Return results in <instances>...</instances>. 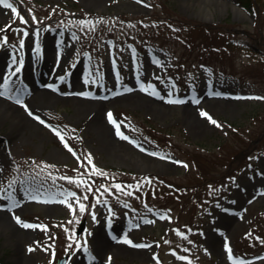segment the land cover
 <instances>
[{
  "label": "rangeland",
  "instance_id": "obj_1",
  "mask_svg": "<svg viewBox=\"0 0 264 264\" xmlns=\"http://www.w3.org/2000/svg\"><path fill=\"white\" fill-rule=\"evenodd\" d=\"M255 2L256 14L237 0H211L209 13L200 0H8L18 15L0 4V78L23 68L29 90L12 102L0 96L11 108L0 116V264H55L62 255L74 264L79 253L84 264H264V0ZM150 14L165 26L113 27L93 44L102 16ZM197 27L215 28L213 49H203ZM45 77L50 89L36 83ZM81 100L100 103L105 136ZM232 125L253 152L229 189L210 201L174 193L166 180L193 185L198 176L186 152L235 146ZM69 192L83 213L74 197L75 214L59 202ZM99 230L110 247L94 261Z\"/></svg>",
  "mask_w": 264,
  "mask_h": 264
},
{
  "label": "trees",
  "instance_id": "obj_2",
  "mask_svg": "<svg viewBox=\"0 0 264 264\" xmlns=\"http://www.w3.org/2000/svg\"><path fill=\"white\" fill-rule=\"evenodd\" d=\"M241 2L244 5H247L248 8L251 9V11H257L258 7L255 4V0H241ZM254 3V4H253ZM156 17V14H154L151 18L154 19ZM126 22L128 21V18L123 17ZM118 22H120L121 19H117ZM123 22V20H121ZM149 22L150 24H148ZM147 25L149 28H163L166 24V21H163L159 18H155L154 20H149L147 21ZM169 22V21H168ZM101 23L100 20L96 21V28L97 26H100L99 24ZM144 22L140 21L137 23L139 27H142L141 24H144ZM108 25V24H107ZM107 25L105 27H101L99 31H94V37L97 41H100L102 37H104L106 32H109L110 29H107ZM196 27H194L195 29ZM199 30L202 28H206L207 31L204 32H199L200 35L204 37V40H206L204 47H209V40L211 37H219V34L215 33V28L211 29V27H197ZM184 44L188 47L192 46L193 41L190 40L189 38H184ZM233 126V125H232ZM232 128H235V133L237 135L240 134L239 140L237 144L231 148H225V150L219 151L220 153L215 154L214 152L212 154H207L206 152H201L198 150H193V151H187L186 152V160L188 164L194 167V169L197 172V178L193 185H182L181 183H173L171 181L166 180L165 184H169V187L172 188L174 193H180L181 192H186V191H191L190 192V198H195L201 200L203 198V201L207 200L210 201L216 194H221L223 193V190L227 189L226 182L230 180L235 174L237 169L239 168L240 165H242L244 162H249V158L252 151L249 137H245V135L239 130L241 127H235L233 126ZM264 136V127L261 128L260 132L258 133V136ZM228 152V153H227ZM225 154V155H221ZM219 165L220 169L217 172L214 170L216 169L215 166ZM127 181L128 180H124ZM130 182V181H129ZM131 183V182H130ZM189 189V190H187ZM173 192V191H172ZM172 194V193H171ZM174 198V196H171ZM166 198V197H165ZM169 198V197H167ZM189 198V199H190ZM188 199V200H189ZM205 199V200H204ZM201 202V201H200ZM264 237V229L261 233Z\"/></svg>",
  "mask_w": 264,
  "mask_h": 264
},
{
  "label": "bare ground",
  "instance_id": "obj_3",
  "mask_svg": "<svg viewBox=\"0 0 264 264\" xmlns=\"http://www.w3.org/2000/svg\"><path fill=\"white\" fill-rule=\"evenodd\" d=\"M209 3H211V0H200L201 9L203 12L209 13V10H208ZM236 10L239 11V9H236ZM45 39H46V41L49 40L48 36ZM8 91L11 92V95L22 94V92L18 88H14V85L9 86ZM43 96L51 97V96H54V94L49 93V91L43 90L40 94V97H43ZM80 102L81 103L82 102H89L90 103L89 106L92 109V118H91L93 121L92 123L94 124V126L96 125L97 129L101 132L102 136H105V134H104L105 129L104 128L109 127V126L107 124H104V122L101 119L100 103L97 101H83V100H81ZM81 103L78 104V107L83 108V107H81L82 106ZM0 106L2 107V111L0 113V116H2V117L9 114V112L11 111L10 104L3 99H0ZM191 118H192V115H191ZM193 121L195 122V119H193ZM107 247L108 248L110 247V243H109L108 239L104 237L103 232H101V230H99L96 233L95 238H94V248L97 251L99 249H106ZM120 248L122 251H124L126 253H132L133 252L131 249L126 248V247H120ZM96 251H95V253H97ZM99 257L101 258V255H99ZM73 263L74 264H84V257H82V255L79 253V256L76 257V259L74 260Z\"/></svg>",
  "mask_w": 264,
  "mask_h": 264
},
{
  "label": "snow or ice",
  "instance_id": "obj_4",
  "mask_svg": "<svg viewBox=\"0 0 264 264\" xmlns=\"http://www.w3.org/2000/svg\"><path fill=\"white\" fill-rule=\"evenodd\" d=\"M0 4H2L3 6H5V7L11 9L14 15H18V13H17V9H16L15 7H13V5H12L11 3H8V0H0ZM19 19L21 20L22 23H27V21L24 20L23 16H19ZM32 19H33V21H35L36 18L33 16ZM24 34L27 35V32H25ZM5 42H6V38H5ZM21 47H23V41H21ZM38 50H39V49L37 48V51H38ZM19 71H20V69L17 68V69H16V72H19ZM62 79H63V78H62ZM3 87H4V91H3V92H0V96L5 95V94L7 93V91H8V80H7V79H5V83H4ZM16 102H17V103H21V102H22V99H21L20 96H17V97H16ZM169 102H171V103H183V101H169ZM30 114H31V113H30ZM201 115L204 116V115H207V114H206V113H201ZM108 118H109V121H110V122L115 123V122L112 120V114H111V113L108 114ZM36 119L39 120V117H36ZM209 119L211 120L210 117H209ZM211 122H212L213 124H216V121H215V120H211ZM41 123H43V121H41ZM217 126H219V125H217ZM116 127H117V135H118V136H121V138H123V139H127V137H123V136H122V133H120V131H119V125H116ZM57 135H59V133H57ZM61 140H63V137H61ZM65 147H67V144H65ZM69 151H71L70 148H69ZM89 162H90V160H89ZM178 163H179V162H178ZM185 167H187V165H185ZM64 179H68L69 183H73V182H74V181H72L71 178H68V177H64ZM78 186H79V185H78ZM115 187L117 188V190H121V186H120V185H115ZM107 190H108V189H105V191H107ZM88 191L91 192L92 189L89 187V188H88ZM61 195H62L64 198H63L62 200H60L59 202L65 204V205H66V206H67V207L73 212V214H75V208L73 207V204L69 202V200H68L69 197H74V198H75V203H76V205H78L80 213H83V212L85 211V205H84L83 203H81V198H80V197H77L75 192L61 193ZM129 195H130V193H129ZM82 199H83V200H87V199H88V196L85 195V196H83ZM16 206H18V205L15 204V203L12 205V207H16ZM94 218H95V217H94ZM16 219H17V222L19 223V222H20L19 218L17 217ZM23 226L26 227V228H30V227H39V226H34V225H29V224H24ZM45 230H46V229H45ZM123 242H124V243H129V244H131V241H129V240H127V239H125ZM133 246H134V247H145V245H133ZM228 251H229V253H231V249H228ZM241 264H242V262H241Z\"/></svg>",
  "mask_w": 264,
  "mask_h": 264
},
{
  "label": "water",
  "instance_id": "obj_5",
  "mask_svg": "<svg viewBox=\"0 0 264 264\" xmlns=\"http://www.w3.org/2000/svg\"><path fill=\"white\" fill-rule=\"evenodd\" d=\"M81 227H82V225L80 226V228H81ZM80 228L78 229V231L80 230ZM63 260H64V258H60V259L58 260V264H62Z\"/></svg>",
  "mask_w": 264,
  "mask_h": 264
}]
</instances>
